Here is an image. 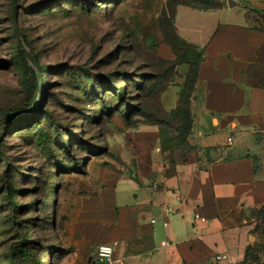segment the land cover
Returning a JSON list of instances; mask_svg holds the SVG:
<instances>
[{
  "label": "rangeland",
  "instance_id": "1",
  "mask_svg": "<svg viewBox=\"0 0 264 264\" xmlns=\"http://www.w3.org/2000/svg\"><path fill=\"white\" fill-rule=\"evenodd\" d=\"M154 2L0 0V111L23 114L0 115V264L11 246L24 264H62L77 204L134 170L131 133L162 118L160 90L186 72L172 67L168 46L140 32ZM253 17L264 22V13ZM168 122L163 130L176 134L179 121ZM254 158L261 171L264 153ZM261 207L248 264H264Z\"/></svg>",
  "mask_w": 264,
  "mask_h": 264
},
{
  "label": "crops",
  "instance_id": "2",
  "mask_svg": "<svg viewBox=\"0 0 264 264\" xmlns=\"http://www.w3.org/2000/svg\"><path fill=\"white\" fill-rule=\"evenodd\" d=\"M154 1V18L140 32L170 48L158 26L167 0ZM219 1L207 9L180 4L174 15L177 35L203 54L186 146L162 151L156 124L132 132L134 170L77 204L66 224L72 250L62 264H248L254 258L260 238L253 212L264 205V166L257 172L254 166V153H264V22L253 15L264 13V0ZM179 65L187 72V64ZM182 83L173 80L162 91L165 111L176 108ZM101 244L112 247L110 262L95 258ZM215 254L223 259L210 263Z\"/></svg>",
  "mask_w": 264,
  "mask_h": 264
},
{
  "label": "trees",
  "instance_id": "3",
  "mask_svg": "<svg viewBox=\"0 0 264 264\" xmlns=\"http://www.w3.org/2000/svg\"><path fill=\"white\" fill-rule=\"evenodd\" d=\"M180 4L188 5L194 8L207 9V8H215L219 7L222 2L219 0H167L163 5L161 13L158 17V26L160 32L163 36L164 42L170 46L172 52L174 53V59L171 60L172 67L179 64H187L188 69L184 75L183 83L181 84V88L178 92L177 106L175 109L170 112L165 111L162 107H160V112L162 114V118L154 119V123L159 127V137H160V147L161 150H168L172 148H184L187 144V136L190 132L191 128V116L189 110V103L191 94L194 88V84L197 78V70L198 66L202 60V51L199 50L193 44L185 41L180 38L174 27V15L176 11V7ZM47 66L42 68V72L46 70ZM173 82V79L166 82V85L160 90L163 91L168 85ZM32 82L25 83V90L27 94L32 93ZM23 116L22 113L8 117L13 118ZM169 118L175 119L179 121L180 126L172 125V129L175 131L171 136L167 134V131L163 130L162 125H168ZM258 216H261L264 221V205L258 211ZM9 253L7 255V263L8 264H24L21 260L20 254L17 252L14 246L8 248ZM255 259V256L252 260Z\"/></svg>",
  "mask_w": 264,
  "mask_h": 264
},
{
  "label": "built area",
  "instance_id": "4",
  "mask_svg": "<svg viewBox=\"0 0 264 264\" xmlns=\"http://www.w3.org/2000/svg\"><path fill=\"white\" fill-rule=\"evenodd\" d=\"M231 142H232L231 138L228 137L227 143L231 144ZM194 218L199 219V220H205V218L201 216L199 213H194ZM154 221L155 219H151V222H154ZM163 224L167 225V221H164ZM112 253H113V249L110 245L101 244L97 246L96 248L95 258L98 260L110 262L112 259ZM221 259H223V256L221 254H215L210 263H217Z\"/></svg>",
  "mask_w": 264,
  "mask_h": 264
},
{
  "label": "water",
  "instance_id": "5",
  "mask_svg": "<svg viewBox=\"0 0 264 264\" xmlns=\"http://www.w3.org/2000/svg\"><path fill=\"white\" fill-rule=\"evenodd\" d=\"M14 32H15V36H16L18 45L24 50V52H25L26 56L29 58V60H32V57H31L30 53L27 51L24 43L21 41V38H20V36L18 34L16 21L14 23ZM21 112L22 111H13V112H3V111H0V115L2 117L8 118V117L16 116V115L20 114Z\"/></svg>",
  "mask_w": 264,
  "mask_h": 264
}]
</instances>
